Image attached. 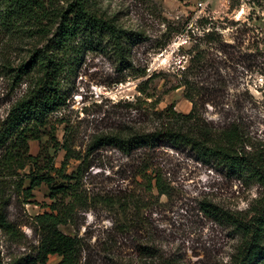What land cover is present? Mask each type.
Listing matches in <instances>:
<instances>
[{"label": "rangeland", "instance_id": "obj_1", "mask_svg": "<svg viewBox=\"0 0 264 264\" xmlns=\"http://www.w3.org/2000/svg\"><path fill=\"white\" fill-rule=\"evenodd\" d=\"M98 5L135 35L127 61L119 63L109 51L90 52L68 79V100L52 122L57 141L70 143L69 158L55 152L47 138L30 146L33 156H46L63 176L74 175L85 161L84 201L74 205L70 222L59 231L81 241V264L136 260L141 247L153 248L160 263L229 264L239 239L204 217L200 203L246 213L262 194L257 185L246 186L165 142L130 156L112 146L87 155V147L95 136L151 133L159 126L157 115L168 107L187 114L192 107L184 97L187 79L205 90L193 101L206 124L218 127L238 114L252 142L264 149V0H99ZM4 42L0 36V51ZM194 49L204 52L211 65L203 76L185 71ZM24 90L21 84L13 91L0 73V120ZM144 169L147 176L165 180L169 197L147 190L138 176ZM52 177L55 185L65 184L57 173ZM130 199L139 211L128 209L132 217L127 220L119 204ZM50 203L44 185L33 191L29 204L12 197L6 217L22 237L11 241L0 232L1 264L33 256L39 240L33 219ZM59 261L54 256L47 264Z\"/></svg>", "mask_w": 264, "mask_h": 264}, {"label": "trees", "instance_id": "obj_2", "mask_svg": "<svg viewBox=\"0 0 264 264\" xmlns=\"http://www.w3.org/2000/svg\"><path fill=\"white\" fill-rule=\"evenodd\" d=\"M98 4L99 0H0V36L5 41L0 51V73L8 79L13 91L25 85L22 96L0 120V232L11 241L22 237L6 217L12 197L23 205L29 204L33 191L44 185L51 202L46 206L47 212L33 219L39 234L33 256L15 264H47L54 256L60 258L57 264H81V241L62 234L58 228L70 222L74 205L84 201L80 191L85 161L74 175L63 176L53 168L52 160L33 156L30 146L47 138V144L55 152L62 150L69 158L73 153L70 143L57 141L52 122L53 115L68 100V79L90 52L109 51L119 63L127 61L126 54L135 35L103 13ZM210 37L206 36L208 41ZM193 53L185 71L193 77L203 76L211 65L204 52L194 49ZM183 87L184 97L192 103L187 114L168 107L157 115L160 123L151 133L95 136L87 147V155L99 147L112 146L130 156L137 150L154 149L165 142L175 150H188L197 162L246 186L257 185L262 194L246 213L224 210L205 200L200 203V211L238 237L229 264H264V149L252 142L238 114L218 127L206 124L193 101V96L205 90H197L187 79ZM64 131L67 133V127ZM53 172L65 184L55 185ZM138 176L144 179L149 192L155 190L158 195L169 197V186L159 174L147 176L144 169ZM119 205L127 220L132 217L133 207V213L139 211L138 202L131 199ZM137 255L136 260L112 264H179L171 260L160 263L151 247L139 248Z\"/></svg>", "mask_w": 264, "mask_h": 264}]
</instances>
